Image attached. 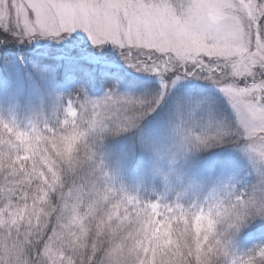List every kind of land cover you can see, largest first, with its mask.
Instances as JSON below:
<instances>
[{
    "label": "snow or ice",
    "instance_id": "6c2138e0",
    "mask_svg": "<svg viewBox=\"0 0 264 264\" xmlns=\"http://www.w3.org/2000/svg\"><path fill=\"white\" fill-rule=\"evenodd\" d=\"M241 13L250 21L257 16L264 20V5L256 0H194L186 10L185 0H0V28L28 40L55 39L80 29L93 44L117 46L129 67L158 76L162 88L168 86L164 78L169 73L175 76L173 84L207 74L205 81L225 94L236 123L251 136L264 124V78L258 80L255 74L258 63L264 62V31L257 22L250 38L242 39ZM208 57L223 58L228 72L206 62ZM159 102V95L133 98L108 92L99 100L78 95L67 100L58 126L46 125L43 131L36 124L21 129L0 119V162L22 163L47 146L74 164L73 154L89 133L126 132ZM186 125L181 120L175 128L192 138ZM194 139L206 143L208 137L201 132ZM249 150L264 160V150ZM258 172L264 177V170ZM120 196L110 213L120 221L113 229L118 241L110 252L114 264H213L221 244L216 226L227 209L211 215L202 208L191 211L181 204L143 201L122 189ZM260 260L264 246L249 249L239 264Z\"/></svg>",
    "mask_w": 264,
    "mask_h": 264
},
{
    "label": "clouds",
    "instance_id": "9594fccd",
    "mask_svg": "<svg viewBox=\"0 0 264 264\" xmlns=\"http://www.w3.org/2000/svg\"><path fill=\"white\" fill-rule=\"evenodd\" d=\"M256 2L264 5V0ZM192 3L194 0H185L186 10ZM257 22L264 31L260 16L250 21L240 14L242 39L250 38ZM255 50L253 47L252 51ZM207 61L219 64L221 71L228 72V63L223 58L208 57ZM255 74L258 80L264 78V62L258 63ZM206 75L200 79L205 80ZM64 115L63 112L62 118L36 125L42 131L46 125L58 126ZM174 131L179 139L173 145L175 150L169 163L177 167L201 152L225 146L250 162L245 177H241L250 181L246 186L240 187L239 179L219 182L194 208L193 204L185 206L191 211L202 208L211 215L228 210L216 226L215 238L221 244L213 253V264H232L233 260L239 264V258L246 256L248 250L235 251V239L254 223L264 222V177L258 172L264 170V160L257 151L249 150L250 146L264 150V124L249 136L236 121L221 118L211 130L203 132L208 137L206 143L194 139L201 132L192 131L189 138L187 133L176 128ZM102 138L99 131L89 133L73 154L77 161L74 164L65 162L47 146L27 159L22 158V163L0 162V264H68L69 260L71 264H114L110 252L118 241L113 229L120 221L110 213L113 204L121 198V189L113 184L94 149L95 141ZM260 246L264 243L252 249ZM225 251L227 255L223 254ZM257 264H264V260Z\"/></svg>",
    "mask_w": 264,
    "mask_h": 264
},
{
    "label": "rangeland",
    "instance_id": "374dc122",
    "mask_svg": "<svg viewBox=\"0 0 264 264\" xmlns=\"http://www.w3.org/2000/svg\"><path fill=\"white\" fill-rule=\"evenodd\" d=\"M0 41H3L0 47L9 48L0 51V119L21 129L44 120L51 122L62 118L67 100L78 95L99 100L108 92H114L116 95L136 98L139 96L133 94H140L144 88L149 90V96H160L156 111L154 109L139 121H145L143 124L146 129L139 131L137 126L116 135L102 133L103 138L97 139L93 145L98 159L103 161L117 188L143 201L187 206L202 201L219 182L231 183L239 179L240 187L250 182L247 178L241 179L250 167L249 160L227 146L201 152L189 158L181 167L169 163L171 153L175 150L173 145L179 139L174 131L175 125L181 120H186V126L195 133L211 130L219 119L226 116L235 123V113L227 97L210 82L188 77L178 79L173 84L171 80L175 76L169 73L164 78L168 86L162 88L158 76L129 67L122 57V50L117 46L111 42L93 44L87 33L80 29L55 39L42 36L28 40L13 35L11 30L0 28ZM11 50L57 58L72 53L97 66L103 64L120 68L136 83L133 85L135 89H114L108 86L111 76L103 73L96 79H80L66 74L58 80L57 70L37 66L28 59L17 57L16 52ZM95 69L98 72V68ZM239 82L240 86L245 83L243 78H239ZM195 88L200 89L201 98L191 92ZM81 89L83 93H80ZM175 91L187 96L178 100L181 103L179 105H175L178 99ZM161 92L163 95H160ZM168 102L175 106L170 108ZM166 113L168 116L174 113L176 117L168 121ZM152 131L157 133L153 134ZM108 138L119 141L117 147L121 153L114 156L107 152L109 145L113 147ZM262 243L264 222H257L237 236L233 249L237 252L247 251Z\"/></svg>",
    "mask_w": 264,
    "mask_h": 264
},
{
    "label": "trees",
    "instance_id": "16d2710c",
    "mask_svg": "<svg viewBox=\"0 0 264 264\" xmlns=\"http://www.w3.org/2000/svg\"><path fill=\"white\" fill-rule=\"evenodd\" d=\"M4 50H9V48H2L0 47V51H4ZM12 52H16V56L21 58V59H28L30 62H32L33 64L37 65V66H41V67H48L51 69H55L57 70L58 73V80L61 79V76H64L66 74H71L74 76H78L80 79H85L88 77H95V79L98 77V75L101 77L102 73L105 75H110L111 77L105 78L109 80L108 86L112 87V88H117V89H121V90H134L136 83L133 81H131L130 76L127 73H124L122 69L120 68H115L112 66H107V65H96L94 63L88 62L85 59L76 57V55H73L72 53H70V56H68L67 54L64 57L61 58H57V57H53V56H47V55H35V54H30V53H26L24 50L21 51H16V50H11ZM73 55V56H72ZM23 57V58H22ZM98 68V72H96V69ZM128 80V81H127ZM130 80V81H129ZM133 80V79H132ZM135 80V79H134ZM191 92L194 94L195 97H199L202 96V93L200 91V89H192ZM149 90L148 89H142L140 94L139 93H135L133 94V96H139L141 98H148L151 97L149 96ZM174 94L178 97L177 102H175V105H179L181 103H178V100H181L182 98H186L187 96H185V94L182 93L180 91H175ZM175 96L172 98L174 99ZM170 102H168V105L170 106V108L172 106V104H169ZM155 109V110H154ZM154 111H156L157 109V105H155L154 107ZM222 111H225V109H222ZM168 113H166V119L169 121H172L176 116L175 114L172 113L168 116ZM161 116H163V114H161ZM147 117V115H146ZM144 118V117H143ZM142 118V120H143ZM228 121L232 120L229 116L225 117ZM149 120H147L148 122ZM142 121L141 123L138 124L137 129L143 130L146 129L145 128V123L143 124ZM149 128V127H147ZM150 129V128H149ZM152 130V129H150ZM138 133V131H137ZM151 133L156 134L157 132L152 131ZM108 137V136H107ZM111 137V136H110ZM108 141L112 142L113 147H111L109 145L107 152H110L112 155H117L118 153H121L122 151L117 147V145H120L119 141H114L113 139H109ZM108 146V145H106ZM153 198V197H151ZM147 201V200H146Z\"/></svg>",
    "mask_w": 264,
    "mask_h": 264
}]
</instances>
